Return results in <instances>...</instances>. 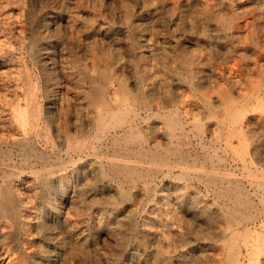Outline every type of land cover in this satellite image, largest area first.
<instances>
[{"label":"rangeland","instance_id":"374dc122","mask_svg":"<svg viewBox=\"0 0 264 264\" xmlns=\"http://www.w3.org/2000/svg\"><path fill=\"white\" fill-rule=\"evenodd\" d=\"M263 182L264 0H0V264H264Z\"/></svg>","mask_w":264,"mask_h":264},{"label":"bare ground","instance_id":"6f19581e","mask_svg":"<svg viewBox=\"0 0 264 264\" xmlns=\"http://www.w3.org/2000/svg\"><path fill=\"white\" fill-rule=\"evenodd\" d=\"M142 42H143V41H142ZM147 56H148V55H147ZM119 57H121V56H119ZM122 65H123V63H122ZM189 72H190V71H189ZM198 75H199V74H198ZM98 78H99V77H98ZM203 79H204V78H203ZM120 84H121V83H120ZM98 85H99V84H98ZM39 87H40V86H39ZM60 88H61V87H60ZM97 88H98V87H97ZM123 88H124V87H123ZM98 89H99V88H98ZM124 89H125V88H124ZM101 90H102V89H101ZM127 90H128V89H127ZM124 91H125V90H124ZM33 92H34V91H33ZM35 92H36V91H35ZM35 92H34V93H35ZM63 92H64V91H63ZM31 94H32V93H31ZM252 95H253V94H252ZM255 96H256V95H255ZM129 97H130V96H129ZM180 97H181V96H180ZM253 97H254V96H253ZM40 99H42V98H40ZM252 100H253V99H252ZM52 105H53V104H52ZM49 106H50V105H49ZM174 107H175V106H174ZM170 109H171V108H170ZM109 110H110V108H109ZM119 111H121V110H119ZM122 111H123V110H122ZM215 111H216V110H215ZM22 112H23V111H22ZM158 112H159V111H158ZM158 112H157V113H158ZM231 112H232V111H231ZM24 113H25V112H24ZM117 113L120 114L121 112H118V111H117ZM117 113H116V114H117ZM124 113H125V112H124ZM159 113H160V112H159ZM174 113H175V112H174ZM135 114H136V113H135ZM137 114H138V113H137ZM21 115H22V114H21ZM114 115H115V114H114ZM114 115H113V116H114ZM139 115H140V114H139ZM158 115H159V114H158ZM118 116H119V115H118ZM140 116H141V115H140ZM140 116H139V117H140ZM239 116H240V115H239ZM114 117H115V116H114ZM121 117H124V114H123V116L121 115ZM127 117H128V116H126V118H127ZM136 117H137V116H136ZM144 117H145V116H144ZM169 117H170V116H169ZM225 117H226V116H225ZM148 118H149V117H148ZM166 118H167V117H166ZM23 119L25 120V117H24ZM42 119H43V117H42ZM110 119H111V118H110ZM115 119H116V117H115ZM124 119H125V118H124ZM128 119H129V118H128ZM168 119H169V118H168ZM173 119H174V117H173ZM229 119H230V118H229ZM32 120H33V119H32ZM38 120H39V119H38ZM100 120H101V119H100ZM111 120H112V119H111ZM121 120H123V119H121ZM126 120H127V119H126ZM165 120H166V119H165ZM169 120H170V119H169ZM226 120H227V119H226ZM117 121H118V120H117ZM216 121H217V119H216ZM234 121H235V120H234ZM39 122H40V121H39ZM103 122H104V121H103ZM107 122H108V121H107ZM109 122H110V121H109ZM111 122H112V121H111ZM130 122H131V121H130ZM134 122H135V121H134ZM134 122H133V123H134ZM169 122H170V121H169ZM98 123H99V122H98ZM135 123H136V122H135ZM224 123H225V122H224ZM232 123H233V122H232ZM232 123H231V124H232ZM85 124H86V123H85ZM116 124H117V123H116ZM171 124H172V123H171ZM186 124H187V123H186ZM231 124H230V126H231ZM31 125H32V124H31ZM33 125H34V124H33ZM42 125H43V124H42ZM90 125H91V123H90ZM97 125H98V124H97ZM107 125H108V123H107ZM112 125H113V124H112ZM124 125H125V124H124ZM127 125H128V124H127ZM110 126H111V124H110ZM138 126H139V125H138ZM170 126H171V125H170ZM194 126H196V125H194ZM223 126H224V125H223ZM223 126H222V127H223ZM228 126H229V125H228ZM236 126H237V125H236ZM30 127H31V126H30ZM30 127H29V128H30ZM39 127H40V124H39ZM42 127H43V126H42ZM99 127H100V126H99ZM130 127H131V126H130ZM133 127H137V125L134 126V124H133ZM172 127H173V126H172ZM40 128H41V127H40ZM106 128H107V127H106ZM106 128H105V129H106ZM113 128H114V126H113ZM120 128H121V127H120ZM191 128H192V127H191ZM196 128H197V127H196ZM226 128H227V126H226ZM38 129H39V128H38ZM89 129H90V128H89ZM99 129H101V128H99ZM131 129H132V128H131ZM137 129H138V127H137ZM199 129H200V128H199ZM78 130H79V129H78ZM95 130H96V129H95ZM115 130H116V128H115ZM193 130H194V127H193ZM211 130H212V129H211ZM234 130H235V128H234ZM24 131H25V130H24ZM105 131H106V130H105ZM105 131H104V132H105ZM107 131H109V130L107 129ZM119 132H120V131H119ZM123 132H124V131H123ZM125 132H126V131H125ZM199 132H201V130H200ZM202 132H204V130H203ZM205 132H206V131H205ZM38 133H39V131H38ZM94 133H95V131H94ZM98 133H99V132H98ZM107 133H108V132H107ZM113 133H114V132H113ZM113 133L110 132V134H113ZM121 133H122V131H121ZM129 133H130V132H129ZM229 133H230V132H229ZM229 133H228V134H229ZM235 133H236V132H235ZM239 133H240V132H239ZM242 133H244V131H243ZM25 134H26V133H25ZM96 134H97V133H96ZM103 134H104V133H103ZM117 134H118V133H117ZM130 134H131V133H130ZM130 134H129V135H130ZM203 134H204V133H203ZM211 134H212V133H211ZM240 134H241V133H240ZM98 135H99V134H98ZM105 135H106V134H105ZM119 135H120V134H119ZM237 135H238V134H237ZM96 136H97V135H96ZM227 136H228V135H227ZM231 136H233V135H231ZM242 136H243V135H242ZM18 137H21V136H18ZM98 137H99V136H98ZM113 137H114V136H113ZM133 137H134V136H133ZM24 138H25V137H23L22 139H24ZM114 138H117V136L114 137ZM123 138H124V137H123ZM135 138H136V137H135ZM135 138H134V139H135ZM142 138H143V137H142ZM144 138H145V137H144ZM242 138H243V137H242ZM146 139H147V138H146ZM146 139H145V140H146ZM201 139H202V138H201ZM226 139H227V138H226ZM232 139H233V138H232ZM43 140H44V139H43ZM54 140H55V139H54ZM99 140H100V139H99ZM242 140H243V139H242ZM72 141H73V140H72ZM133 141H134V140H133ZM146 141H147V140H146ZM243 141H244V140H243ZM35 142H36V141H35ZM44 142H45V141H44ZM89 142H90V141H89ZM126 142H127V141H126ZM229 142H230V141H229ZM239 142H240V141H239ZM245 142H246V141H245ZM69 143H70V142H69ZM74 143H75V142H74ZM74 143H73V144H74ZM84 143H85V141H84ZM86 143H87V142H86ZM232 143H233V142H232ZM240 143H241V142H240ZM242 143H243V142H242ZM3 144H4V143H3ZM40 144H41V143H40ZM133 144H134V143H133ZM228 144H230V143H228ZM68 145H69V144H68ZM70 145H71V144H70ZM79 145H80V144H79ZM81 145H82V144H81ZM92 145H94V143H93ZM92 145H91V146H92ZM145 145H146V144H145ZM234 145H235V144H234ZM148 146H149V145H148ZM163 146H164V145H162V147H163ZM224 146H225V144H224ZM224 146H223V148H224ZM227 146H229V145H227ZM227 146H226V148H229V147H227ZM242 146H243V145H242ZM9 147H10V146H9ZM99 147H100V146H99ZM120 147H121V146H120ZM145 147H146V146H145ZM145 147H143V148H145ZM230 147H231V146H230ZM236 147H237V146H236ZM75 148H76V146H75ZM128 148H129V147H128ZM141 148H142V147H141ZM233 148H235V147H233ZM240 148H241V146H240ZM77 149L79 150L80 148L77 147ZM83 149L85 150L84 146H83ZM148 149H149V148H148ZM161 149H163V148H161ZM235 149H236V148H235ZM41 150H42V149H41ZM73 150L76 151L75 149H73ZM86 150H87V149H86ZM86 150H85V151H86ZM89 150H90V149H89ZM144 150H145V149H144ZM232 150H233V149H232ZM18 151H19V150H18ZM56 151H57V150H56ZM79 151H80V150H79ZM158 151H159V150H158ZM158 151H157V152H158ZM207 151H208V150H207ZM234 151H235V150H234ZM76 152H77V151H76ZM80 152H81V151H80ZM148 152H149V150H148ZM153 152H154V151H153ZM226 152H227V151H226ZM68 153H69V152H68ZM84 153H86V152H84ZM101 153H103V152H101ZM150 153H151V151H150ZM155 153H156V152H155ZM212 153H214V152H212ZM235 153H236V151H235ZM52 154H53V153H52ZM138 154H139V153H138ZM144 154H146V153H144ZM151 154H152V153H151ZM153 154H154V153H153ZM248 154H249V153H248ZM45 155H46V154H45ZM69 155H70V154H69ZM140 155H141V153H140ZM154 155H155V154H154ZM236 155H237V154H236ZM57 156H58V155H57ZM78 156H79V155H78ZM88 156H90V155H87V158H88ZM126 156H127V155H126ZM249 156H250V155H249ZM16 157H17V156H16ZM82 157H83V156H82ZM82 157H79L78 160H80V158H82ZM85 157H86V156H85ZM92 157H93V156H92ZM123 157H124V156H123ZM127 157H128V156H127ZM235 157H236V156H235ZM59 158H60V157H59ZM70 158H71V157H70ZM70 158H69V159H70ZM73 158H74V157H73ZM73 158H72V159H73ZM96 158H97V157H96ZM106 158H107V156H106ZM111 158H112V157H111ZM114 158H115V157H114ZM114 158H113V159H114ZM124 158H125V157H124ZM180 158H181V157H180ZM231 158H232V157H231ZM237 158H238V157H237ZM248 158H249V157H248ZM251 158H252V157H251ZM89 159H90V158H89ZM93 159H94V157H93ZM97 159H98V158H97ZM118 159H120V158H118ZM182 159H183V157H182ZM226 159H227V158H226ZM235 159H236V158H235ZM3 160H4V159H3ZM75 160H76V159H75ZM81 160H82V159H81ZM111 160H112V159H111ZM115 160H116V159H115ZM121 160H122V159H121ZM175 160H176V159H175ZM232 160H234V158H233ZM55 161H56V160H55ZM69 161H70V160H69ZM118 161H120V160H118ZM123 161H124V159H123ZM128 161H129V160H128ZM179 161H181V160H179ZM197 161H198V160H197ZM235 161H236V160H235ZM245 161H246V160H245ZM75 162H78V161H75ZM96 162H98V161H96ZM120 162H121V161H120ZM125 162H126V161H125ZM125 162H124V164H126ZM184 162H185V161H184ZM184 162H183V164H184ZM186 162H187V161H186ZM71 163H73V161H72ZM128 163H129V162H127V165H128ZM180 163H181V162H180ZM190 163H191V162H190ZM193 163H195V162H193ZM221 163H222V162H221ZM245 163H246V162H245ZM57 164H58V163H57ZM120 164H123V163H120ZM163 164H164V163H163ZM163 164H162V165H163ZM165 164H166V162H165ZM183 164H182V165H183ZM232 164H233V163H232ZM246 164H247V163H246ZM62 165H63V164H62ZM136 165H137V164H136ZM149 165H150V164H149ZM158 165H159V166H162V165H160V164H158ZM170 165H171V164H170ZM170 165L167 166V167H170ZM184 165H185V164H184ZM247 165H249V164H247ZM6 166H7V165H6ZM133 166H134V165H133ZM153 166H154V165H153ZM172 166H173V165H172ZM219 166H220V165H219ZM51 167H52V166H51ZM55 167H56V166H55ZM156 167H157V166H156ZM180 167H182V166L180 165ZM236 167H237V166H236ZM43 168H45V167H43ZM43 168H42V169H43ZM53 168H54V167H53ZM124 168H125V166H124ZM172 168H175V167L173 166ZM183 168H184V167H183ZM47 169H48V168H47ZM169 169H170V168H169ZM180 169H181V171H182V168H180ZM35 170L38 171L37 168H36ZM43 170H44V169H43ZM183 170H184V169H183ZM186 170H187V169H186ZM210 170H211V169H209V170H204V171L206 172V171H210ZM18 171H19V170H18ZM129 171H131V170H129ZM173 171H174V170H173ZM193 171H194V170H193ZM212 171H213V170H212ZM24 172H25V171H24ZM51 172H52V171H51ZM148 172H149V171H148ZM183 172H184V171H183ZM183 172H181V173L183 174ZM186 172H187V171H186ZM213 172H214V171H213ZM213 172H212V173H213ZM13 173H14V172H13ZM178 173H180V172H178ZM181 173H180V176L182 175ZM208 173H209V172H207V174H208ZM216 173H217V172H216ZM223 173L225 174L226 172H223ZM19 174H20V173H19ZM131 174H132V173H131ZM150 174H151V173H150ZM153 174H154V173H153ZM153 174H152V175H153ZM168 174H169V173H168ZM207 174H206V175H207ZM219 174L222 175L220 172H219ZM224 174H223V175H224ZM9 175H10V174H9ZM27 175H28V174H27ZM164 175H165V174H164ZM185 175H186V174H185ZM229 175H231V174H229ZM236 175H237V174H236ZM4 176H5V175H4ZM177 176H178V175H177ZM207 176H209V175H207ZM224 176H225V175H224ZM239 176H240V175H239ZM10 177H11V175H10ZM139 177H140V176H139ZM149 177H150V176H149ZM170 177H171V176H170ZM240 177H241V176H240ZM247 177H248V176H247ZM152 178H153V177H152ZM163 178H164V177H163ZM180 178H182V176H181ZM184 178H185V177H184ZM234 178H235V177H234ZM245 179H246V177H245ZM43 180H44V179H43ZM208 180H209V179H208ZM227 180H228V178H227ZM252 180H253V179H252ZM133 181H134V180H133ZM146 181H147V180H146ZM179 181H180V180H179ZM198 181H199V180H198ZM223 181H225V180H223ZM141 182H142V181H141ZM227 182H228V181H227ZM247 182H248V181H247ZM250 182L252 183V181H250ZM250 182H249V184H251ZM258 182H259V181H258ZM134 183H135V182H134ZM228 183H229V182H228ZM263 183H264V182H263ZM118 184H119V183H118ZM118 184H117V185H118ZM201 184H202V183H201ZM220 184H221V183H220ZM247 184H248V183H247ZM209 185H210V184H209ZM215 185H216V183H215ZM225 185H226V184H225ZM252 185H253V184H251V186H252ZM255 185H256V184H255ZM218 186H219V185H218ZM251 186H250V187H251ZM136 187H137V186H136ZM157 187H158V186H157ZM252 187H254V186H252ZM262 187H264V186H262ZM225 188H226V189H229L228 186L225 187ZM260 188H261V187H260ZM11 189H12V188H11ZM258 189H259V188H257V190H258ZM262 189H263V188H261V190H262ZM1 190H2V188H1ZM224 190H225V189H223V191H224ZM254 190H255V189H254ZM10 191H11V190H10ZM228 191H229V190H228ZM263 191H264V190H263ZM4 192H5V191H4ZM216 193H217V192H216ZM7 194H9V193L7 192ZM213 194H214V193H213ZM3 195H4V194H3ZM15 195H16V194H15ZM151 195H152V194H151ZM254 195H255V194H254ZM5 197H6V196H5ZM12 197H13V196H12ZM14 197H15V196H14ZM6 198H7V197H6ZM4 199H5V198H4ZM8 199H10V197H9ZM14 201H15V200H14ZM4 202H6V201H4ZM243 205H245V204H243ZM232 207H233V206H232ZM4 208H6V206H5ZM9 208H10V206H9ZM230 208H231V206H230ZM2 209H3V208H2ZM235 209H236V208H235ZM3 210H4V209H3ZM13 210H14V209H13ZM232 210H233V209H232ZM4 211H5V210H4ZM11 211H12V209H11ZM242 211H243V210H242ZM229 212H230V211H229ZM235 212H236V211H235ZM243 212H244V211H243ZM11 213H12V212H11ZM228 214H229V213H228ZM236 216H237V215H236ZM244 216H245V215H244ZM189 218H190V217H189ZM231 218H232V217H231ZM239 218H240V217H239ZM193 219H194V218H193ZM233 219H234V217H233ZM195 220H196V219H195ZM216 220H217V219H216ZM257 220H258V219H257ZM181 221H182V220H181ZM243 221H244V220H243ZM250 221H251V220H250ZM183 222H184V221H183ZM231 222H232V221H231ZM241 222H242V221H241ZM252 222H253V221H252ZM219 223H220V222H219ZM239 223H240V221H239ZM246 223H247V222H246ZM254 223H255V222H254ZM242 224H243V223H242ZM242 224H241V226H242ZM250 224H251V223H250ZM199 225H200V224H199ZM210 225H211V224H210ZM210 225H209V226H210ZM243 225H245V224H243ZM253 225H254V224H253ZM207 226H208V225H207ZM212 226H213V224H212ZM203 227H205V226H203ZM235 227H236V226H235ZM192 228H193V227H192ZM196 228H197V227H196ZM198 228H199V229H198V231H199L200 228H201V225H200V227H198ZM236 228H237V227H236ZM217 229H218V228H217ZM241 229H242V227H241ZM238 230H239V229H238ZM204 231H205V230H204ZM208 231H209V230H208ZM251 231H252V230H251ZM255 231H256V230H255ZM191 232H192V231H191ZM199 233H200V231H199ZM202 233H203V232H202ZM256 233H257V232H256ZM229 234H230V233H229ZM189 235H191V234H189ZM200 235H201V234H200ZM204 235H205V233H204ZM198 236H199V235H197V237H198ZM181 237H182V236H181ZM200 237H201V236H200ZM225 237H226V236H225ZM256 237H257V236H256ZM18 239H19V238H18ZM198 239H199V238H198ZM247 239H248V237H247ZM247 239H246L245 241H247ZM248 240H249V239H248ZM255 240H256V239H255ZM195 241H196V240H195ZM241 241H242V240H241ZM243 241H244V240H243ZM188 242H189V241H188ZM255 242H256V241H255ZM171 243H172V242H171ZM193 243H194V242H193ZM241 243H242V242H241ZM250 243H251V242H250ZM178 244H179V242H178ZM185 244H186V243H185ZM187 245H189V244H187ZM236 245H237V244H236ZM257 246H258V245H257ZM176 247H177V246H176ZM246 247H247V246H246ZM260 247H261V246H260ZM249 248H250V247H249ZM262 248H263V247H261V249H262ZM166 249H167V248H166ZM168 249H169V248H168ZM174 249H175V248H174ZM225 249H226V248H225ZM227 249H228V248H227ZM250 249H251V248H250ZM250 249H249V250H250ZM259 249H260V248H259ZM176 250H177V249H176ZM233 250H235V248H234ZM237 250H238V248H237ZM239 250H240V249H239ZM247 251H248V250H247ZM175 252H176V251H175ZM209 252H210V251H208V253H209ZM231 252H232V250H231ZM234 252H235V251H234ZM199 253H200V252H199ZM206 253H207V252H206ZM208 253H207V254H208ZM211 253H212V252H211ZM225 254H226V253H225ZM246 254H247V253H246ZM205 255H206V254H205ZM201 256H202V255H201ZM236 256H237V254H236ZM242 256H243V255H242ZM196 257H197V256H196ZM204 257H205V256H204ZM208 257H210V255H208ZM208 257H207V258H208ZM231 257H232V255H231ZM231 257H230V258H231ZM223 258H225V257H223ZM199 259H200V258H199ZM200 261H201V260H200ZM207 261H208V259H207ZM207 261H205V262H207ZM230 261H231V260H230ZM194 262H195V261H194ZM245 262H246V261H245ZM245 262H244V263H245ZM201 263H202V262H201ZM223 263H224V262H223ZM227 263H228V262H227ZM244 263H243V264H244ZM191 264H192V263H191ZM195 264H196V263H195ZM225 264H226V263H225ZM246 264H247V263H246Z\"/></svg>","mask_w":264,"mask_h":264}]
</instances>
